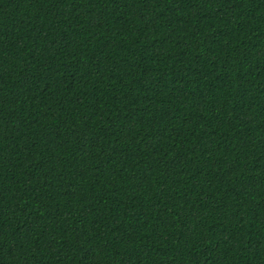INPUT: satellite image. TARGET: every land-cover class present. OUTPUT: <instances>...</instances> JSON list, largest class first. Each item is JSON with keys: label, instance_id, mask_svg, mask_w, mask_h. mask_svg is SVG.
<instances>
[{"label": "trees", "instance_id": "16d2710c", "mask_svg": "<svg viewBox=\"0 0 264 264\" xmlns=\"http://www.w3.org/2000/svg\"><path fill=\"white\" fill-rule=\"evenodd\" d=\"M0 264H264V0H0Z\"/></svg>", "mask_w": 264, "mask_h": 264}]
</instances>
